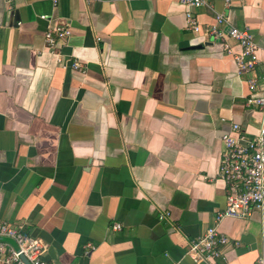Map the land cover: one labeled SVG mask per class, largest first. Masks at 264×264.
Listing matches in <instances>:
<instances>
[{
  "label": "crops",
  "instance_id": "1",
  "mask_svg": "<svg viewBox=\"0 0 264 264\" xmlns=\"http://www.w3.org/2000/svg\"><path fill=\"white\" fill-rule=\"evenodd\" d=\"M216 12L253 35V75L236 42L187 30L176 0H0V222L40 239L42 260L192 264L189 241L216 226L228 243L208 264L264 262V215L216 220L221 136L264 125L245 105L250 76L264 94V0L194 10L202 26ZM61 24L85 73L45 46Z\"/></svg>",
  "mask_w": 264,
  "mask_h": 264
},
{
  "label": "built area",
  "instance_id": "2",
  "mask_svg": "<svg viewBox=\"0 0 264 264\" xmlns=\"http://www.w3.org/2000/svg\"><path fill=\"white\" fill-rule=\"evenodd\" d=\"M185 8V25L187 30L197 34L204 31L213 42L231 53L229 40L237 43L240 52L234 55L238 74L251 75L257 66L258 46L253 35L248 30L232 26L223 13L216 12L214 22L202 26L194 14V10L208 5V0H176ZM229 6V0H223ZM71 35L68 25L61 24L48 28L44 32V42L47 50L55 55L56 61L64 64L67 58L68 66L85 73L84 64L72 56L64 55L60 46H65ZM66 56V57H65ZM264 70V69H263ZM264 72V71H263ZM253 75V74H252ZM259 78L250 76L246 80L248 96L245 105L256 108L264 115V94L260 92ZM261 80L264 82V74ZM223 149L219 160L218 177L227 187L224 209L216 216L222 218H246L252 210L264 215V125L257 134L248 139L240 133L237 124H232L228 133L221 136ZM163 218V214L159 216ZM114 230L120 225L114 224ZM0 237L14 240L18 250L0 242V264H25L23 256L29 264H51L42 260L45 245L40 239L30 237L19 229L0 222ZM228 243V238L216 226L207 228L203 234L191 239L185 256L192 264H208L218 258H223L221 248ZM237 245V244H235ZM259 264H264L259 260Z\"/></svg>",
  "mask_w": 264,
  "mask_h": 264
},
{
  "label": "water",
  "instance_id": "3",
  "mask_svg": "<svg viewBox=\"0 0 264 264\" xmlns=\"http://www.w3.org/2000/svg\"><path fill=\"white\" fill-rule=\"evenodd\" d=\"M0 242H6V243H11L13 248L17 251L18 248H17V245L16 243L14 242V240L12 239H9V238H5V237H0ZM21 260L25 263V264H29V262L23 257V256H20Z\"/></svg>",
  "mask_w": 264,
  "mask_h": 264
}]
</instances>
